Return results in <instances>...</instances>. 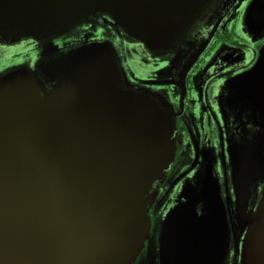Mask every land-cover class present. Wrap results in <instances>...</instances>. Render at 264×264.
Here are the masks:
<instances>
[{
    "label": "water",
    "instance_id": "water-1",
    "mask_svg": "<svg viewBox=\"0 0 264 264\" xmlns=\"http://www.w3.org/2000/svg\"><path fill=\"white\" fill-rule=\"evenodd\" d=\"M215 1L0 0V40H56L100 15L165 52ZM241 24L253 41L264 37V0L248 3ZM50 46L42 61L0 78V264H133L149 237L154 187L175 157L174 114L162 95L124 79L108 41ZM226 87L264 140V45ZM226 216L208 168L166 215L159 264H222ZM237 217L240 264H264V193Z\"/></svg>",
    "mask_w": 264,
    "mask_h": 264
},
{
    "label": "flooded vegetation",
    "instance_id": "flooded-vegetation-1",
    "mask_svg": "<svg viewBox=\"0 0 264 264\" xmlns=\"http://www.w3.org/2000/svg\"><path fill=\"white\" fill-rule=\"evenodd\" d=\"M250 1L216 0L165 52L148 50L100 15L56 40H0V78L42 61L50 44L61 49L86 40L108 41L124 79L132 87L162 95L170 105L176 127L175 157L163 181L154 187L149 237L133 264L160 263L159 236L166 215L183 188H195L208 168L227 213L222 264H240L245 229L237 210L256 209L264 193V140L255 141L258 120L241 100L228 101L234 91L226 87L253 66L264 45V37L253 41L243 32L241 20ZM249 165L251 173L241 177Z\"/></svg>",
    "mask_w": 264,
    "mask_h": 264
}]
</instances>
